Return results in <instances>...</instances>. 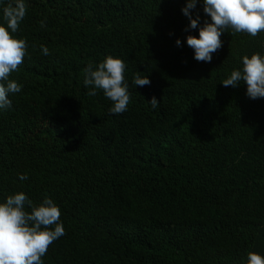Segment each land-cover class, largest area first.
<instances>
[{"label":"trees","instance_id":"16d2710c","mask_svg":"<svg viewBox=\"0 0 264 264\" xmlns=\"http://www.w3.org/2000/svg\"><path fill=\"white\" fill-rule=\"evenodd\" d=\"M24 3L13 35L26 40L27 55L9 77L22 88L0 109V203L23 192L59 207L65 235L43 264H247L249 252L264 256V98H250L243 81L221 83L242 70L245 55L264 56V32L227 29L212 61L201 62L187 37L211 22L203 0L191 10L200 24L188 31L187 0ZM8 4L15 0H0V24ZM109 55L126 64L122 114L83 83L84 69ZM136 74L151 84L135 86Z\"/></svg>","mask_w":264,"mask_h":264},{"label":"clouds","instance_id":"9594fccd","mask_svg":"<svg viewBox=\"0 0 264 264\" xmlns=\"http://www.w3.org/2000/svg\"><path fill=\"white\" fill-rule=\"evenodd\" d=\"M204 13L210 16L211 22L205 20L199 28V36L189 35L187 45L194 49V58L201 62H211L213 53L223 46L221 35L227 29L233 33H247L256 37L264 32V0H203ZM198 0H187L182 12L190 20L185 30L196 29L200 24V16L192 18L191 10L195 9ZM27 12L24 0H15V5L8 4L3 9V20L0 24V109L11 108L9 93L16 94L22 86L9 79L12 72L17 71L27 55V42L13 34L19 31V26ZM43 26V23L42 25ZM181 46V41H176ZM44 55H50L47 47L41 46ZM242 70H233L228 78L221 83L223 86L237 87L247 84V95L252 98H264V56L254 53L251 57L242 58ZM126 64L120 58L107 56L97 67L90 63L84 69V85L93 90L87 94L95 96L96 90H102L105 97L112 101L109 109L112 114H122L127 111L130 103L128 84L125 82ZM135 86L151 84L147 77L136 74L133 78ZM152 108L159 106V100L153 96L149 101ZM21 180L27 179L21 174ZM26 206L31 211H26ZM61 211L54 201L45 196L39 205L33 203L28 196L19 192L9 195L5 202L0 203V264H43L42 257L49 246L65 235V229L60 222ZM247 264H264V256L256 252L247 254Z\"/></svg>","mask_w":264,"mask_h":264}]
</instances>
